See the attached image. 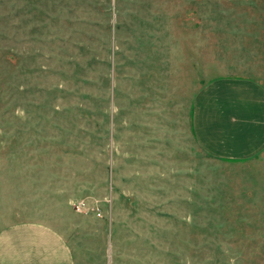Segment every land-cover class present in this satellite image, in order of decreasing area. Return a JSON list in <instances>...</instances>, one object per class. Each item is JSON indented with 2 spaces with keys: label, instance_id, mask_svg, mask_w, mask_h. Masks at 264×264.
Here are the masks:
<instances>
[{
  "label": "rangeland",
  "instance_id": "obj_1",
  "mask_svg": "<svg viewBox=\"0 0 264 264\" xmlns=\"http://www.w3.org/2000/svg\"><path fill=\"white\" fill-rule=\"evenodd\" d=\"M264 84V0H0V231L76 264H264V151L197 137L211 82Z\"/></svg>",
  "mask_w": 264,
  "mask_h": 264
},
{
  "label": "crops",
  "instance_id": "obj_2",
  "mask_svg": "<svg viewBox=\"0 0 264 264\" xmlns=\"http://www.w3.org/2000/svg\"><path fill=\"white\" fill-rule=\"evenodd\" d=\"M197 137L212 156L255 157L264 151V84L222 78L197 97ZM0 264H76L65 238L52 227L19 222L0 231Z\"/></svg>",
  "mask_w": 264,
  "mask_h": 264
}]
</instances>
